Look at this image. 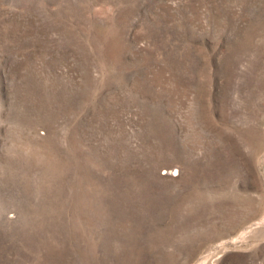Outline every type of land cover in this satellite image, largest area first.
<instances>
[{
	"label": "rangeland",
	"instance_id": "obj_1",
	"mask_svg": "<svg viewBox=\"0 0 264 264\" xmlns=\"http://www.w3.org/2000/svg\"><path fill=\"white\" fill-rule=\"evenodd\" d=\"M0 264H264V0H0Z\"/></svg>",
	"mask_w": 264,
	"mask_h": 264
}]
</instances>
